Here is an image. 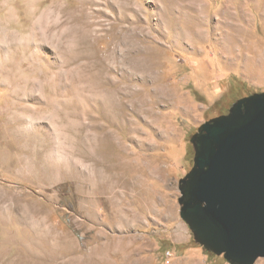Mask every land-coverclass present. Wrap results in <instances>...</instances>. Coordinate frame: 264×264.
Returning a JSON list of instances; mask_svg holds the SVG:
<instances>
[{"label":"rangeland","instance_id":"obj_1","mask_svg":"<svg viewBox=\"0 0 264 264\" xmlns=\"http://www.w3.org/2000/svg\"><path fill=\"white\" fill-rule=\"evenodd\" d=\"M261 91L264 0H0V264H231L181 179Z\"/></svg>","mask_w":264,"mask_h":264},{"label":"water","instance_id":"obj_2","mask_svg":"<svg viewBox=\"0 0 264 264\" xmlns=\"http://www.w3.org/2000/svg\"><path fill=\"white\" fill-rule=\"evenodd\" d=\"M192 143L181 217L207 250L231 264H255L264 258V91L205 122Z\"/></svg>","mask_w":264,"mask_h":264},{"label":"flooded vegetation","instance_id":"obj_3","mask_svg":"<svg viewBox=\"0 0 264 264\" xmlns=\"http://www.w3.org/2000/svg\"><path fill=\"white\" fill-rule=\"evenodd\" d=\"M182 184H184L185 186H184V189H183V185ZM181 188H182V190L184 191V192H186V183L185 182H181Z\"/></svg>","mask_w":264,"mask_h":264},{"label":"trees","instance_id":"obj_4","mask_svg":"<svg viewBox=\"0 0 264 264\" xmlns=\"http://www.w3.org/2000/svg\"><path fill=\"white\" fill-rule=\"evenodd\" d=\"M182 185H183V189H184V186H185V185H184V184H182Z\"/></svg>","mask_w":264,"mask_h":264}]
</instances>
